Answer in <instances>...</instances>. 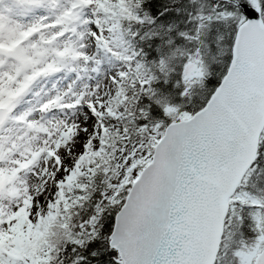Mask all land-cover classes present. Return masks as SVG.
<instances>
[{
	"label": "snow or ice",
	"instance_id": "6c2138e0",
	"mask_svg": "<svg viewBox=\"0 0 264 264\" xmlns=\"http://www.w3.org/2000/svg\"><path fill=\"white\" fill-rule=\"evenodd\" d=\"M0 264H264V0H0Z\"/></svg>",
	"mask_w": 264,
	"mask_h": 264
}]
</instances>
